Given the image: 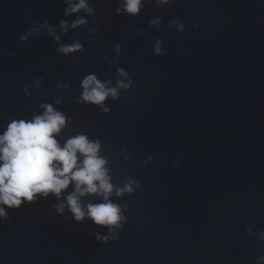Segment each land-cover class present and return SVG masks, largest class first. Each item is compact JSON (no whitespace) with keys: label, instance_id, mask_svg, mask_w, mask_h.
<instances>
[{"label":"water","instance_id":"95a60500","mask_svg":"<svg viewBox=\"0 0 264 264\" xmlns=\"http://www.w3.org/2000/svg\"><path fill=\"white\" fill-rule=\"evenodd\" d=\"M92 6L98 35L70 32L63 43L79 40L85 52L64 58L46 36L27 44L19 39L32 21L58 26L62 0H0V134L12 119H30L40 103L61 98L57 110L76 131L101 140L113 183L133 178L142 187L113 200L130 211L121 239L107 245L88 235H106V229L75 223L67 213L59 217L54 197L6 209L0 264H255L264 242L250 239L244 228L264 231V0H180L162 11L145 5L136 19L117 17L115 3ZM157 16L164 17L160 32L148 27ZM173 18L186 25L183 34L167 28ZM129 25L144 35L133 36ZM156 39L163 41L161 57L153 55ZM117 44L123 46L120 67L136 74L132 91L109 100L106 116L73 105L87 74L115 83L106 60ZM41 76V91L26 100L22 86ZM64 81L72 87L61 93L55 85ZM72 134L70 125L61 145ZM125 148L128 164L120 155ZM150 155L156 159L143 167Z\"/></svg>","mask_w":264,"mask_h":264},{"label":"clouds","instance_id":"9594fccd","mask_svg":"<svg viewBox=\"0 0 264 264\" xmlns=\"http://www.w3.org/2000/svg\"><path fill=\"white\" fill-rule=\"evenodd\" d=\"M62 2L66 7L63 12L64 19L59 21L58 26L47 21L43 23L32 21L29 29L20 36V42L27 44L30 39L46 36L53 42L51 47L58 56L73 57L85 52L84 45L75 39L71 44H65L62 38L80 29H87L90 37L98 35L101 24L98 22L96 8L92 6L94 3H115L118 5L115 9L117 17L136 19L140 17L145 5H154L157 10L162 11L180 0H62ZM163 24L164 17L157 16L149 22L148 27L160 32ZM129 27L134 29L133 36L144 35L135 25ZM194 27L199 29L200 25L197 23ZM167 28L183 34L186 25L179 18H173L168 20ZM85 43L91 45L92 40L88 39ZM122 47L120 44L114 46V57L106 60L109 70L115 68V83L113 84V79L107 76L101 80L93 73L87 74L80 82V95L72 99L73 105L94 107L101 115L106 116L112 111L106 106L109 100L119 102L121 93L132 91L136 74L120 67ZM152 49L156 57L165 54L163 41L160 39L153 41ZM6 55L15 58L16 53L8 52ZM93 58L100 59V55L94 53ZM72 63L77 64L75 60ZM110 74L109 72L108 75ZM44 80L45 78L41 76L34 79L31 85L24 84L22 86L24 98L31 100L34 93H39ZM55 87L61 93H65L72 85L64 81L57 82ZM43 99H48L47 94ZM62 106L63 100L53 96L51 103H40L39 111L34 112L30 119H12L3 134H0V226L10 221L6 209L19 211L25 204L35 205L40 199L47 201L54 197L57 203L52 205V210L59 217L65 218L67 213L75 223L91 221L97 229H106V235L99 231L88 233L100 244L107 245L119 241L120 233L128 223L125 213L130 209L127 204L122 207L113 200L134 196L142 185L133 178L126 179L123 184H114L110 161L103 155L104 145L101 140L91 139L84 131H76L71 119L57 110ZM70 125L74 134L64 138L61 145L59 138ZM120 155L125 164L131 162L126 148L120 149ZM155 159V156L150 155L141 164L147 167ZM173 167H179V162H174ZM90 198H96L100 202L93 203ZM253 228L252 225L245 226L247 236L264 242V231H254ZM232 234L235 236L237 233L233 230ZM255 264H264V255L259 256Z\"/></svg>","mask_w":264,"mask_h":264}]
</instances>
